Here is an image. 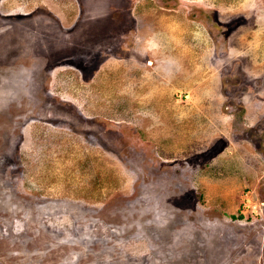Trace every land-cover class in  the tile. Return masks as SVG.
I'll return each mask as SVG.
<instances>
[{"label":"rangeland","instance_id":"obj_1","mask_svg":"<svg viewBox=\"0 0 264 264\" xmlns=\"http://www.w3.org/2000/svg\"><path fill=\"white\" fill-rule=\"evenodd\" d=\"M0 264H264V0H0Z\"/></svg>","mask_w":264,"mask_h":264},{"label":"bare ground","instance_id":"obj_2","mask_svg":"<svg viewBox=\"0 0 264 264\" xmlns=\"http://www.w3.org/2000/svg\"><path fill=\"white\" fill-rule=\"evenodd\" d=\"M84 206V205H83ZM152 216V215H151ZM161 216V215H160Z\"/></svg>","mask_w":264,"mask_h":264},{"label":"flooded vegetation","instance_id":"obj_3","mask_svg":"<svg viewBox=\"0 0 264 264\" xmlns=\"http://www.w3.org/2000/svg\"><path fill=\"white\" fill-rule=\"evenodd\" d=\"M25 15V14H24Z\"/></svg>","mask_w":264,"mask_h":264}]
</instances>
